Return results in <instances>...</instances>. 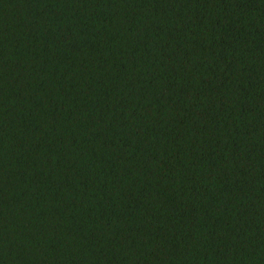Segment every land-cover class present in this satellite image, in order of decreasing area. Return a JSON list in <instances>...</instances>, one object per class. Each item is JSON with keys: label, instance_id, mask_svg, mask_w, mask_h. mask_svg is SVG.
<instances>
[{"label": "trees", "instance_id": "obj_1", "mask_svg": "<svg viewBox=\"0 0 264 264\" xmlns=\"http://www.w3.org/2000/svg\"><path fill=\"white\" fill-rule=\"evenodd\" d=\"M0 264H264V0H0Z\"/></svg>", "mask_w": 264, "mask_h": 264}]
</instances>
